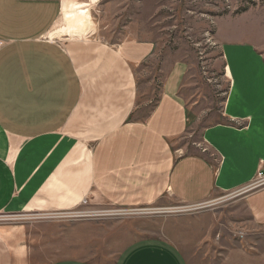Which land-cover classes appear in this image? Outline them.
I'll list each match as a JSON object with an SVG mask.
<instances>
[{
	"label": "crops",
	"instance_id": "0c3cea01",
	"mask_svg": "<svg viewBox=\"0 0 264 264\" xmlns=\"http://www.w3.org/2000/svg\"><path fill=\"white\" fill-rule=\"evenodd\" d=\"M84 5L0 0V214L70 211L90 196L116 208L167 196L200 205L251 184L264 169V49L256 40L264 36V8L218 25L230 87L221 119L198 141L182 97L184 65L161 68L150 108L140 99L137 69L154 57L156 43L88 37L96 23ZM243 201L250 227L222 228L218 264H264V188ZM20 234L0 227V264H23ZM114 264L192 261L169 240L148 237L128 244Z\"/></svg>",
	"mask_w": 264,
	"mask_h": 264
},
{
	"label": "rangeland",
	"instance_id": "374dc122",
	"mask_svg": "<svg viewBox=\"0 0 264 264\" xmlns=\"http://www.w3.org/2000/svg\"><path fill=\"white\" fill-rule=\"evenodd\" d=\"M81 2L86 4L82 6L86 17L96 23V30L88 37L115 45L143 40L156 43L154 57L137 69L140 99L149 102L150 108L160 95L164 78L160 76L161 68L178 62L184 65L182 97L190 109L198 141L205 127L221 119L230 87L217 38L218 25L221 23L224 29L223 20L251 8H264V0ZM58 40L69 41L67 37ZM256 40L264 49V36H257ZM262 172V177L257 175L246 187L200 205L185 204L167 196L147 207L116 208L90 196L70 211L0 214V227L22 231L26 257L23 264H50L60 259L114 264L128 244L148 237H162L176 244L192 264H218L213 258L222 228L227 224L232 229L236 225L250 227L246 226L252 220L243 198L264 188V169Z\"/></svg>",
	"mask_w": 264,
	"mask_h": 264
},
{
	"label": "built area",
	"instance_id": "2783aa9c",
	"mask_svg": "<svg viewBox=\"0 0 264 264\" xmlns=\"http://www.w3.org/2000/svg\"><path fill=\"white\" fill-rule=\"evenodd\" d=\"M47 41H50V40H49V39H47ZM258 176L262 177V176H263V172H262V171H260V172L258 173Z\"/></svg>",
	"mask_w": 264,
	"mask_h": 264
}]
</instances>
